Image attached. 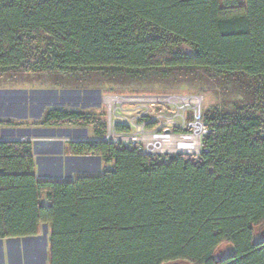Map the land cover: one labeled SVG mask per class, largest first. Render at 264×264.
<instances>
[{
    "label": "trees",
    "instance_id": "16d2710c",
    "mask_svg": "<svg viewBox=\"0 0 264 264\" xmlns=\"http://www.w3.org/2000/svg\"><path fill=\"white\" fill-rule=\"evenodd\" d=\"M32 63L110 81L199 70L245 101L204 112L194 159L71 143L112 164L73 180L36 177L33 146L0 140V241L49 226L48 264H264V0H0V71ZM42 120L91 124L64 110ZM222 245L233 252L215 260Z\"/></svg>",
    "mask_w": 264,
    "mask_h": 264
},
{
    "label": "rangeland",
    "instance_id": "374dc122",
    "mask_svg": "<svg viewBox=\"0 0 264 264\" xmlns=\"http://www.w3.org/2000/svg\"><path fill=\"white\" fill-rule=\"evenodd\" d=\"M104 94H201L204 96V112L216 107L231 108L245 101L237 86L229 81L208 79L207 74L199 70L149 72L136 78L121 77L110 81L104 72L78 71L63 75L49 70L41 72L32 63V66L17 71H0V122L4 124L0 128V140L30 143L38 178L73 180L83 175L102 174L112 169V164L105 163L99 156L70 155L68 149L71 143L92 142L97 138L95 131L100 132L106 127L108 114L99 105L100 96ZM50 110L80 112L90 118L91 124L49 127L43 124L42 118ZM129 128L133 138L139 139L144 134L141 133L142 125L134 126L131 122ZM155 128L146 130L163 134L167 129L157 132ZM134 147L143 150L144 144L139 142ZM198 156L188 157L194 159ZM46 168L50 175L44 174L48 172ZM42 202L46 203L44 197ZM263 234V228H256L253 243H259ZM49 237L50 227L41 226L36 237L0 241V264H48ZM232 252V246L222 245L214 258L220 260Z\"/></svg>",
    "mask_w": 264,
    "mask_h": 264
},
{
    "label": "built area",
    "instance_id": "2783aa9c",
    "mask_svg": "<svg viewBox=\"0 0 264 264\" xmlns=\"http://www.w3.org/2000/svg\"><path fill=\"white\" fill-rule=\"evenodd\" d=\"M99 105L105 108L108 120L106 127H104L103 136L92 140V142H106L116 146L133 148L134 144L141 142L142 137L155 135L166 140L178 137L181 144L187 145L197 135L201 149L202 139L209 133L204 123V96L201 94L181 96L104 94L100 96ZM131 122L134 126L142 125L141 133L144 134L141 138H133L129 134ZM118 127L128 128V132L117 131ZM165 127L167 129L163 134L146 130L155 128L159 132ZM139 151L144 155H151L145 145L143 150ZM152 155L158 156L161 161L174 156H192L184 153L173 154L172 156Z\"/></svg>",
    "mask_w": 264,
    "mask_h": 264
},
{
    "label": "bare ground",
    "instance_id": "6f19581e",
    "mask_svg": "<svg viewBox=\"0 0 264 264\" xmlns=\"http://www.w3.org/2000/svg\"><path fill=\"white\" fill-rule=\"evenodd\" d=\"M140 141L144 143L145 147L147 148V151L151 154L173 155V154L184 153L193 156V155H198V152L200 150V145L198 142L197 135H195L190 140V143L187 145L181 144L180 143L181 140H179L178 137H174L169 140H166L163 137H159L155 135L144 136L141 138Z\"/></svg>",
    "mask_w": 264,
    "mask_h": 264
},
{
    "label": "crops",
    "instance_id": "0c3cea01",
    "mask_svg": "<svg viewBox=\"0 0 264 264\" xmlns=\"http://www.w3.org/2000/svg\"><path fill=\"white\" fill-rule=\"evenodd\" d=\"M51 168V167H50ZM51 170H52V172H56V170H54V168H51ZM46 171H48V172H46V173H44V174H47V175H50V170L48 169V168H46ZM52 176V175H51ZM55 177V176H54ZM54 177H52V178H54Z\"/></svg>",
    "mask_w": 264,
    "mask_h": 264
},
{
    "label": "water",
    "instance_id": "95a60500",
    "mask_svg": "<svg viewBox=\"0 0 264 264\" xmlns=\"http://www.w3.org/2000/svg\"><path fill=\"white\" fill-rule=\"evenodd\" d=\"M170 159H172V157H169ZM170 264H184V263H170Z\"/></svg>",
    "mask_w": 264,
    "mask_h": 264
}]
</instances>
